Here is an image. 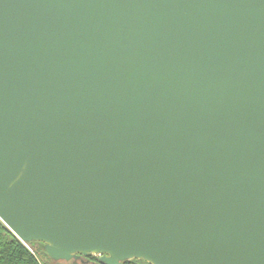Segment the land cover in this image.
I'll return each instance as SVG.
<instances>
[{
  "label": "water",
  "instance_id": "1",
  "mask_svg": "<svg viewBox=\"0 0 264 264\" xmlns=\"http://www.w3.org/2000/svg\"><path fill=\"white\" fill-rule=\"evenodd\" d=\"M0 221L54 263L264 264V0H0Z\"/></svg>",
  "mask_w": 264,
  "mask_h": 264
},
{
  "label": "trees",
  "instance_id": "2",
  "mask_svg": "<svg viewBox=\"0 0 264 264\" xmlns=\"http://www.w3.org/2000/svg\"><path fill=\"white\" fill-rule=\"evenodd\" d=\"M32 249V251L30 250ZM39 257L41 259H39ZM82 258L77 261H68L72 264H103L99 257L95 259ZM47 261L52 264H66L68 262L54 263L48 259L42 250L41 244L31 243L23 244L16 239L12 233L3 225L0 224V264H47ZM122 264H145L140 261L131 260L124 261Z\"/></svg>",
  "mask_w": 264,
  "mask_h": 264
},
{
  "label": "rangeland",
  "instance_id": "3",
  "mask_svg": "<svg viewBox=\"0 0 264 264\" xmlns=\"http://www.w3.org/2000/svg\"><path fill=\"white\" fill-rule=\"evenodd\" d=\"M0 224L3 225L1 221H0ZM3 226H4V225H3ZM30 250L32 251V249H30ZM96 257H98V256H92V257H90L89 259H95ZM39 259H41V258L39 257ZM47 264H52V263L49 262V261H47ZM66 264H72V263H71V262H68V263H66ZM77 264H81V262H80V263H77Z\"/></svg>",
  "mask_w": 264,
  "mask_h": 264
},
{
  "label": "flooded vegetation",
  "instance_id": "4",
  "mask_svg": "<svg viewBox=\"0 0 264 264\" xmlns=\"http://www.w3.org/2000/svg\"><path fill=\"white\" fill-rule=\"evenodd\" d=\"M77 261V260H76Z\"/></svg>",
  "mask_w": 264,
  "mask_h": 264
}]
</instances>
